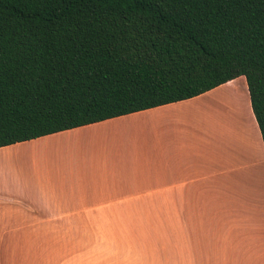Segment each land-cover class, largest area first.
Returning a JSON list of instances; mask_svg holds the SVG:
<instances>
[{
	"label": "crops",
	"instance_id": "1",
	"mask_svg": "<svg viewBox=\"0 0 264 264\" xmlns=\"http://www.w3.org/2000/svg\"><path fill=\"white\" fill-rule=\"evenodd\" d=\"M0 264H264L245 76L0 146Z\"/></svg>",
	"mask_w": 264,
	"mask_h": 264
},
{
	"label": "trees",
	"instance_id": "2",
	"mask_svg": "<svg viewBox=\"0 0 264 264\" xmlns=\"http://www.w3.org/2000/svg\"><path fill=\"white\" fill-rule=\"evenodd\" d=\"M240 75L264 143V0H0V146Z\"/></svg>",
	"mask_w": 264,
	"mask_h": 264
},
{
	"label": "rangeland",
	"instance_id": "3",
	"mask_svg": "<svg viewBox=\"0 0 264 264\" xmlns=\"http://www.w3.org/2000/svg\"><path fill=\"white\" fill-rule=\"evenodd\" d=\"M229 98V97H228ZM231 98V97H230Z\"/></svg>",
	"mask_w": 264,
	"mask_h": 264
}]
</instances>
